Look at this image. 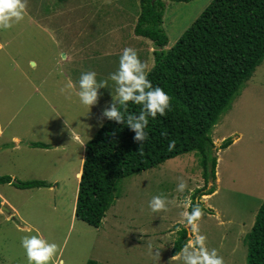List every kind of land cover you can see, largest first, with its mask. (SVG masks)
I'll return each instance as SVG.
<instances>
[{
    "label": "rangeland",
    "instance_id": "374dc122",
    "mask_svg": "<svg viewBox=\"0 0 264 264\" xmlns=\"http://www.w3.org/2000/svg\"><path fill=\"white\" fill-rule=\"evenodd\" d=\"M162 1V28L172 45L211 0ZM73 4L68 10V0H25L24 17L0 30L8 41L0 49V175L51 184L23 189L0 185L13 206L1 204L8 211L0 209V264H28L20 239L37 233L58 245L55 264H85L89 259L97 264H182L170 251L191 200L202 215L194 226L184 227L186 244L189 232L198 231L224 264H249L245 235L264 198V61L212 129L214 180L203 179L193 152L167 159L120 179L101 225L92 227L74 216L75 173L80 172L86 142L106 120L102 109L115 95V86L109 81L108 96L99 95L88 109L75 90L65 87L66 81L75 84L87 70H94L97 80L106 79L126 46L136 52L145 49L147 54L137 56L150 68L154 46L132 37L139 0ZM227 137L228 145L220 147ZM178 178L186 184L182 192L176 188ZM209 188L210 193H201ZM157 194L167 198V207L153 213L147 202ZM149 246L158 249L159 260Z\"/></svg>",
    "mask_w": 264,
    "mask_h": 264
},
{
    "label": "trees",
    "instance_id": "16d2710c",
    "mask_svg": "<svg viewBox=\"0 0 264 264\" xmlns=\"http://www.w3.org/2000/svg\"><path fill=\"white\" fill-rule=\"evenodd\" d=\"M76 1L68 0L67 9ZM163 11L162 0L152 3L140 0L132 37L140 42L143 39L139 37L145 38L144 45L148 40L154 45L147 76L154 86L168 93L170 107L163 116L149 118L148 137L143 142L133 141V132L127 126L107 119L88 139L81 170L75 173L80 177L74 216L89 226H100L105 211L114 202L120 179L180 154L195 153L203 179L214 180L216 157L212 129L230 109L255 68L264 61V0H211L168 48H165L168 38L162 28ZM110 33L109 30V40ZM143 50L137 51V55L147 54ZM100 90L103 91L100 96H108L107 88ZM126 111L138 112L139 105L129 102ZM170 141L173 142L171 150ZM229 142L228 137L223 139L220 147H226ZM32 145L45 147L44 143ZM2 183L16 184L22 189L51 186L50 182L40 179L15 181L9 175H0ZM200 191L196 190V194ZM211 191L209 188L201 193ZM191 203L194 204L192 200ZM188 209L191 210L190 205ZM178 232L170 251L172 256L179 253L188 238L184 227ZM245 244L247 262L264 264V198L245 235ZM85 264H97V261L89 259Z\"/></svg>",
    "mask_w": 264,
    "mask_h": 264
},
{
    "label": "clouds",
    "instance_id": "9594fccd",
    "mask_svg": "<svg viewBox=\"0 0 264 264\" xmlns=\"http://www.w3.org/2000/svg\"><path fill=\"white\" fill-rule=\"evenodd\" d=\"M24 15L25 0H0V30L11 28ZM169 46L168 43L165 48ZM161 51L166 52L167 49H161ZM30 66L35 67L34 64ZM148 71L150 69L145 62L139 59L136 50L126 46L119 53L117 67L114 71L107 74L106 79L97 80V73L94 70H87L79 74L75 84L71 79H68L65 87L69 90H75L79 103L89 109L90 106L97 103L98 96L101 95L98 90L101 88L108 89V82H113L115 95H111V100L107 102V107L102 109L101 115L107 120L116 122L118 125L127 126L133 132V141L140 143L148 137L146 128L149 124V118L154 119L158 115L163 116L165 110L170 107L168 93L161 87L152 84L147 76ZM61 91L63 92L64 89L62 88ZM129 102L133 105H139V111H126ZM172 147L173 142L170 141L168 144L169 150ZM178 180L176 188L177 191L182 192L186 184L183 179L178 178ZM188 203L191 210H185L181 213L182 219L178 222L176 231H179L181 226L186 228L194 226L202 215V210L198 203L192 204L191 201ZM147 206L149 211L153 213L166 209L167 198L160 194L153 195L148 200ZM189 235L191 239L181 247L179 253L174 257L175 259L180 260L182 264H224L223 257L217 254L216 249L206 247L204 235L199 234L198 231L195 234L189 232ZM20 246L24 249L28 264H49L50 261L55 264L58 245L55 242L46 241L38 233L22 236ZM149 251L159 260L158 249L154 251L149 246Z\"/></svg>",
    "mask_w": 264,
    "mask_h": 264
},
{
    "label": "crops",
    "instance_id": "0c3cea01",
    "mask_svg": "<svg viewBox=\"0 0 264 264\" xmlns=\"http://www.w3.org/2000/svg\"><path fill=\"white\" fill-rule=\"evenodd\" d=\"M9 40V39H8ZM3 41H5V44H7L8 43V41H7V39H5V40H3L2 39V37L0 36V49L3 47L2 46V44H3ZM4 45V44H3ZM88 57H92V56H88ZM113 83V82H112ZM115 85H114V83H113V87H114ZM14 139V141H19V139L18 138H13ZM12 178V177H11ZM13 179V178H12ZM1 185V184H0ZM8 204L10 207H12L13 208V206L11 205V203H10V201H9V199L4 195V194H1V191H0V204ZM12 208H11V210H12ZM0 209H3V208H0ZM5 210V209H4Z\"/></svg>",
    "mask_w": 264,
    "mask_h": 264
},
{
    "label": "water",
    "instance_id": "95a60500",
    "mask_svg": "<svg viewBox=\"0 0 264 264\" xmlns=\"http://www.w3.org/2000/svg\"><path fill=\"white\" fill-rule=\"evenodd\" d=\"M154 0H151V2H153ZM3 209H5L7 211V209L4 206H1Z\"/></svg>",
    "mask_w": 264,
    "mask_h": 264
}]
</instances>
